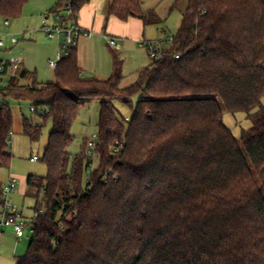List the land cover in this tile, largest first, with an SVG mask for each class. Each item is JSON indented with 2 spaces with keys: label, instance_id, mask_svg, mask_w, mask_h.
I'll list each match as a JSON object with an SVG mask.
<instances>
[{
  "label": "trees",
  "instance_id": "16d2710c",
  "mask_svg": "<svg viewBox=\"0 0 264 264\" xmlns=\"http://www.w3.org/2000/svg\"><path fill=\"white\" fill-rule=\"evenodd\" d=\"M27 1L0 0V16L18 18ZM182 1L173 43L128 88L118 55L107 80L83 78L76 47L55 82L19 67L0 88V170L13 160L10 99L48 109L52 123L48 174L27 179L37 216L17 264H264V0H175L172 10ZM144 5L112 0L107 19L161 25ZM138 93L131 119L119 117L114 101L133 109ZM93 100L95 149L72 157V126ZM225 112L251 128L237 138ZM42 134L23 120L32 143Z\"/></svg>",
  "mask_w": 264,
  "mask_h": 264
},
{
  "label": "rangeland",
  "instance_id": "374dc122",
  "mask_svg": "<svg viewBox=\"0 0 264 264\" xmlns=\"http://www.w3.org/2000/svg\"><path fill=\"white\" fill-rule=\"evenodd\" d=\"M67 1L69 0H28L18 18H3L0 24V40L3 41L4 47H0V62L10 63L13 60H21L24 69L35 75L37 83L55 82V70L47 65L49 61L56 60L57 54L61 52V46L59 39H49L42 32L43 21L53 12L61 10V6ZM174 2L175 0H145L144 8L153 9L162 21L159 26H146L144 37L146 40L164 39L167 35H176L182 21V11L186 8V1L181 2L179 9L172 10ZM7 20L9 25H5ZM92 37L100 44V58L95 64L86 63L88 69L84 70L85 78L95 77L103 80L110 78L113 74L114 55H118L123 64L124 79L121 87L128 88L137 81L138 72L151 63L147 50L140 47L138 43L127 42L123 51L112 52L108 47L107 38L102 34H91ZM12 40H15L16 44H13ZM80 41L82 42L83 38ZM8 79L9 77L0 74V88L7 85ZM141 98L140 93L131 98L133 109L124 105L122 100H115L118 116L130 120ZM9 104L14 118L10 144L13 160L10 168L0 170V184L2 186L7 184L12 176L17 178V188L10 196V202L11 206L16 207L18 212L28 220L29 226L25 229V237L20 240L17 239L13 228H0V264H17V260L27 254L29 242L33 236L31 224L35 215L36 201L26 196L25 186L29 176L46 177L48 174L43 159L52 131L51 121L39 114H33L29 101L10 99ZM99 112V100L88 102L81 110L71 129L74 141L68 148V152L72 157L80 155L84 151L85 144L93 141V137L98 135ZM24 119L29 120L34 126H43V134L38 142L32 143L23 135ZM224 122L237 138H240L243 130H248L252 126L244 113L233 115L225 112ZM90 151L93 150L86 148L87 153ZM36 156L39 161L32 162L31 158ZM1 192L0 188V222L3 221Z\"/></svg>",
  "mask_w": 264,
  "mask_h": 264
},
{
  "label": "built area",
  "instance_id": "2783aa9c",
  "mask_svg": "<svg viewBox=\"0 0 264 264\" xmlns=\"http://www.w3.org/2000/svg\"><path fill=\"white\" fill-rule=\"evenodd\" d=\"M78 13L72 4V0L67 1L61 10L53 12L51 15L47 16L43 21L42 31L49 39H59L61 52L57 54L56 60L49 61L48 67L50 69H56L58 63L68 55L70 49L77 47L79 41L82 38H89L91 32L82 28L78 22ZM5 25H9V21H5ZM13 44H16L15 40H12ZM107 43L111 50L119 51L120 47L115 39L107 37ZM173 43V35H167L164 39L157 40H142L140 42V47L147 50L151 60H158L163 57L165 48ZM0 47H4V43L0 40ZM176 59H180V55L176 56ZM21 61L13 60L10 63L0 62V74H4L7 67H11L17 70L20 67ZM1 84V82H0ZM33 114H39L42 117H47L49 115L48 109L37 110L35 107L30 108ZM129 119H127L128 121ZM97 136L93 137V141L88 142V149L94 150L96 146ZM32 162L39 161V158H31ZM17 178L10 177L7 184L3 185L1 188V194L3 197V221L0 222V228L10 227L13 228L17 239H22L25 237V229L29 226V222L24 216L18 212L16 207L11 206L10 196L15 192L17 188ZM37 215L35 214L34 217Z\"/></svg>",
  "mask_w": 264,
  "mask_h": 264
},
{
  "label": "crops",
  "instance_id": "0c3cea01",
  "mask_svg": "<svg viewBox=\"0 0 264 264\" xmlns=\"http://www.w3.org/2000/svg\"><path fill=\"white\" fill-rule=\"evenodd\" d=\"M111 1L112 0H90L78 13V22L80 26L90 31L92 34H102L105 38L108 37L119 41L120 49L117 52L123 51L127 46V42L140 44L142 40H146L144 38L146 26L142 20L132 18L127 22H121L115 17L107 19V8ZM2 19L3 18L0 16V24ZM97 41L98 40L94 39V37L91 38L90 36L89 38H83L82 42L79 41L76 47L78 50L79 67L82 71L83 78H85L84 70L88 69V67L86 68V63L95 64L100 58V44ZM110 51L116 52L111 49ZM20 67L24 68L22 61ZM14 71L15 70L9 66L5 73L1 75L10 77ZM25 189L27 190V185Z\"/></svg>",
  "mask_w": 264,
  "mask_h": 264
}]
</instances>
